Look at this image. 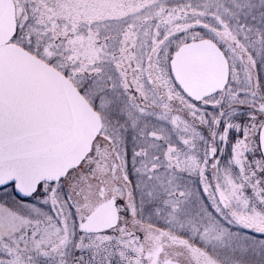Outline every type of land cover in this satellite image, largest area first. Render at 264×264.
<instances>
[{
	"label": "snow or ice",
	"instance_id": "obj_1",
	"mask_svg": "<svg viewBox=\"0 0 264 264\" xmlns=\"http://www.w3.org/2000/svg\"><path fill=\"white\" fill-rule=\"evenodd\" d=\"M0 264H264V0H0Z\"/></svg>",
	"mask_w": 264,
	"mask_h": 264
}]
</instances>
